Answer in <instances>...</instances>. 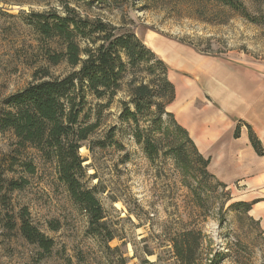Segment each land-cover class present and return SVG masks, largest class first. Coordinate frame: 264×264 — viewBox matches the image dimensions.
I'll return each instance as SVG.
<instances>
[{"label": "rangeland", "instance_id": "rangeland-1", "mask_svg": "<svg viewBox=\"0 0 264 264\" xmlns=\"http://www.w3.org/2000/svg\"><path fill=\"white\" fill-rule=\"evenodd\" d=\"M91 1L90 14L101 15L119 33H136L144 42L148 33H155L206 55L264 60L262 0H244L250 17L189 0ZM64 3L84 10L74 0H0V110L8 95L35 80L37 71L62 77L72 70L65 62L48 63V40L30 24L32 13L62 12ZM129 100L126 85L111 102L87 94L84 120L98 127L79 150L84 160L81 179L103 208V235L94 233L88 215L58 178L55 162L35 147L19 146L10 131L0 132V177L27 181L24 188L7 192L10 213L27 209L33 224L55 243L45 254L18 228L8 230L0 220V264H117L120 254L126 264H145L144 258L151 264L169 250L167 239L186 227H201L208 235L201 264H264L259 221L246 207L232 205L239 200L205 174L189 143L176 150L184 139L177 141L171 122L159 123L149 112L141 117L140 129L158 146L151 159L137 142L135 124L121 117ZM27 163L34 165L33 173ZM109 235L114 238L106 242ZM163 256L171 257L170 252Z\"/></svg>", "mask_w": 264, "mask_h": 264}, {"label": "trees", "instance_id": "trees-1", "mask_svg": "<svg viewBox=\"0 0 264 264\" xmlns=\"http://www.w3.org/2000/svg\"><path fill=\"white\" fill-rule=\"evenodd\" d=\"M189 1L231 8L250 17L244 0ZM74 2L83 3L84 10H81L80 5L76 7L64 3L62 12L32 13L33 19L30 22L48 40V63L59 65L65 62L72 70L62 77L49 76L47 70L37 71L34 81L8 95L3 101L5 107L0 110V132L10 131L19 146L35 147L45 159L53 160L58 178L66 184L75 203L88 215L94 233L103 235V208L94 192L84 188L81 179L84 160L79 150L82 142L98 127L97 123L84 120L88 115L85 108L88 93L97 99L107 98L111 102L126 85L130 100L123 103L121 117L135 124L137 142L144 144L148 156L153 159L158 153V146L153 139L143 135L140 122L143 114L152 112L153 120L162 124L169 121L174 125L179 134L178 142L184 139L181 145L175 147L176 150L182 151L185 143H189L205 174L218 179L208 170L210 160L198 151L187 130L179 125L175 115L168 109L176 96V86L169 78L168 64L136 33H119L118 28L101 15L90 14L93 1ZM109 2L113 4L117 0ZM164 116L169 117V120ZM250 139L257 153L264 155L262 143L251 128ZM26 168L30 173L35 171L31 163H27ZM0 178V220H5L3 222L8 230L18 228L29 243L49 254L54 247V240L33 224L29 211L24 208L20 214L14 215L8 207L7 192L24 188L27 181ZM234 204L246 207L247 211L251 209V204L245 201ZM105 238L106 242H110L114 237L109 235ZM167 240L170 243L169 250L161 251L157 261L151 264L202 263L208 241L203 228H182ZM165 252H170L173 262L163 256ZM221 256L226 257L227 253ZM141 260L145 264L150 263L145 258ZM126 263L127 258L120 254L117 264Z\"/></svg>", "mask_w": 264, "mask_h": 264}, {"label": "crops", "instance_id": "crops-1", "mask_svg": "<svg viewBox=\"0 0 264 264\" xmlns=\"http://www.w3.org/2000/svg\"><path fill=\"white\" fill-rule=\"evenodd\" d=\"M145 43L175 83L169 111L210 160L209 172L251 204L264 230V155L250 139L251 128L264 148V60L206 55L155 33Z\"/></svg>", "mask_w": 264, "mask_h": 264}]
</instances>
